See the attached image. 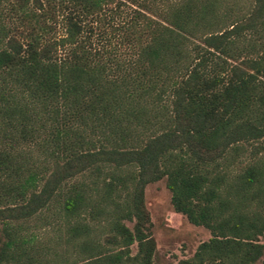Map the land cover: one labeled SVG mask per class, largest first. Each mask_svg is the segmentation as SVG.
<instances>
[{
  "label": "trees",
  "instance_id": "16d2710c",
  "mask_svg": "<svg viewBox=\"0 0 264 264\" xmlns=\"http://www.w3.org/2000/svg\"><path fill=\"white\" fill-rule=\"evenodd\" d=\"M110 2L0 0V264H152L162 177L172 264H264V0Z\"/></svg>",
  "mask_w": 264,
  "mask_h": 264
},
{
  "label": "rangeland",
  "instance_id": "374dc122",
  "mask_svg": "<svg viewBox=\"0 0 264 264\" xmlns=\"http://www.w3.org/2000/svg\"><path fill=\"white\" fill-rule=\"evenodd\" d=\"M174 0H155L156 5L167 10V5ZM109 7H115V0L109 3ZM155 7V6H154ZM151 10L140 7L130 2V0H120L118 9L119 15L128 16L137 8L146 14L157 16L156 11L160 8L155 7ZM110 11V10H106ZM162 11V12H163ZM115 14L116 19L120 16ZM62 27H57V33L61 34ZM170 193L165 186L164 177L150 181L144 186V203L149 211L151 220V233L155 240V251L152 264H172L177 259L192 255L197 243L209 236L206 227L200 224L189 222L181 213L173 210L170 203ZM251 207L261 211L255 199L251 201ZM259 240L264 242V235H259ZM134 251V244L131 246ZM254 264H260V260Z\"/></svg>",
  "mask_w": 264,
  "mask_h": 264
}]
</instances>
